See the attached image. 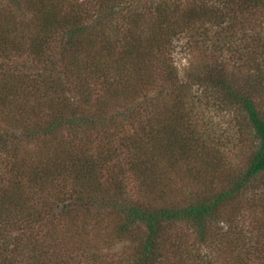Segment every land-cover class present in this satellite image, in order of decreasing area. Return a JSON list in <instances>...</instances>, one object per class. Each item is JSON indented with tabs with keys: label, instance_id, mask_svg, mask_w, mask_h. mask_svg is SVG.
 I'll use <instances>...</instances> for the list:
<instances>
[{
	"label": "trees",
	"instance_id": "16d2710c",
	"mask_svg": "<svg viewBox=\"0 0 264 264\" xmlns=\"http://www.w3.org/2000/svg\"><path fill=\"white\" fill-rule=\"evenodd\" d=\"M5 5L0 264H264V196L249 230L234 225L264 176V0ZM183 35L212 57L182 76L162 56ZM13 55L29 63L7 67ZM209 104L233 113L249 154L213 188L227 162L197 113ZM184 225L220 255L193 254Z\"/></svg>",
	"mask_w": 264,
	"mask_h": 264
},
{
	"label": "rangeland",
	"instance_id": "374dc122",
	"mask_svg": "<svg viewBox=\"0 0 264 264\" xmlns=\"http://www.w3.org/2000/svg\"><path fill=\"white\" fill-rule=\"evenodd\" d=\"M6 0H0V9L4 8ZM79 3H85L87 0H78ZM154 1L157 0H143L138 1L135 3L134 0H121L124 4H128L131 11L134 13H140L143 6L145 5H151ZM214 1V0H212ZM75 2V0H73ZM143 3V4H142ZM126 11L122 13V9L120 10V13L118 15L119 22L118 26L121 30V33L125 30H127V24L125 21H123V15H126ZM209 27V26H208ZM209 29H211L209 27ZM210 31V30H209ZM246 32V31H245ZM211 33V31H210ZM205 51V52H204ZM208 54L209 57H212L211 52H207L205 49L201 48L199 45L195 47V44H193V40L191 36H180L178 38L173 39V43L171 47H168L167 51L165 52V55L162 56L163 59L168 60L171 63H174L175 67H178L179 71L181 72V75H184V72L191 66V64L194 63V65H197L202 62L201 59H203L201 56L204 54ZM18 57V58H17ZM230 55H226L225 59H228ZM26 57H19V55H13V58L10 59L8 62L7 67H11L14 65H17L20 69H24L22 64L29 63L26 62ZM3 61V60H2ZM209 61V60H208ZM209 63H211L209 61ZM227 64L233 66L234 63H228ZM6 67V68H7ZM5 68L0 69V74L3 73ZM198 95V100L200 99V96L203 95L205 98V102H199V103L206 104L208 99L206 96L202 93V91H199L196 96ZM211 104L204 106L203 108H199L197 110V113L199 116H202L203 122L208 124L209 127H212V130L214 132V135L217 138H220V153L222 155V159L227 162V164L224 166L223 174L219 173H207L209 176L207 178V182L210 185L211 188H213L215 185L218 186L220 181H223V176L226 175V173H233L235 170L236 172L244 170L246 167L247 159L249 157L248 154V148L245 147L247 145H242V141L239 140V136L236 135V130H233V133H231V126L234 128L236 125V122L232 120L233 113H230L229 111H221L220 109L214 108V106H210ZM65 136H71V134L65 133ZM214 159H216V156H213ZM211 159H213L211 157ZM213 161L215 162V160ZM219 181V182H218ZM218 183V184H217ZM255 188L249 193L248 200H243V202H240L238 205L242 206L244 209L242 212H240L239 217L234 220V225L239 230L244 229L246 232L249 230L250 225L254 223V217L256 216L255 212L250 207L251 198H254L255 196H258L259 199L264 196V176L257 179L256 184H254ZM216 187V186H215ZM128 191H130V194L133 196L137 195L135 186L133 183L128 184ZM251 208V209H250ZM185 228L180 229V233L186 235V241L188 243V246H190V249L192 250V253L195 255H220L218 251L208 249L205 246H202L199 244L197 238L192 234V230L188 229V226L184 225ZM219 227H225V223H222L219 225ZM110 231V230H108ZM112 242V240H110ZM126 244L123 242H117L114 241L111 244V250H108L107 248L104 249V252L107 253V255H121L124 251ZM107 247V246H106ZM196 249V250H195Z\"/></svg>",
	"mask_w": 264,
	"mask_h": 264
}]
</instances>
